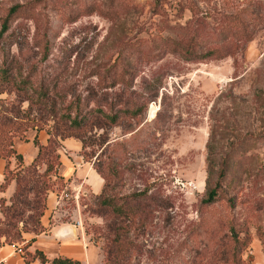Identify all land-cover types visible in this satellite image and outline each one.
<instances>
[{"label":"rangeland","instance_id":"rangeland-1","mask_svg":"<svg viewBox=\"0 0 264 264\" xmlns=\"http://www.w3.org/2000/svg\"><path fill=\"white\" fill-rule=\"evenodd\" d=\"M10 6L0 128L26 157L36 127L67 125L81 142L56 152L104 186L75 198L52 151L30 189L24 157L8 156L0 241L30 231L55 189L93 264H264V0H0V22Z\"/></svg>","mask_w":264,"mask_h":264},{"label":"crops","instance_id":"crops-1","mask_svg":"<svg viewBox=\"0 0 264 264\" xmlns=\"http://www.w3.org/2000/svg\"><path fill=\"white\" fill-rule=\"evenodd\" d=\"M47 135L40 128L34 131L25 143L30 142L32 144L33 136L39 142L44 143ZM71 137H64L60 141H70L67 139ZM13 143L14 149L24 157L21 144L16 146L15 142ZM72 143L75 148L80 146L78 142ZM34 147L35 149L32 151L29 149L32 153L24 157L23 163L32 159L36 153V146ZM58 159L60 160L59 174L65 183L72 185L75 189V198L79 196V191L83 194H99L103 186V178L91 162L84 159L78 160V158L69 161L68 157L59 154V152ZM5 162V159L0 156V182L3 179ZM61 191L63 190L61 189ZM60 195L61 193L56 192L55 189H48L45 207L40 215L41 230L36 233L26 231L22 234L23 239L20 242L25 243L24 253L16 250V246L12 243L0 242V264H38L39 256L37 253L42 254L45 259L44 263L54 257H68L77 260L80 264H93L97 261L94 245L87 241L80 231L81 222L78 210L77 213L74 211L70 216L64 214L66 219L61 216L60 209L55 205L60 201ZM76 221L79 222V225L76 224Z\"/></svg>","mask_w":264,"mask_h":264},{"label":"trees","instance_id":"trees-1","mask_svg":"<svg viewBox=\"0 0 264 264\" xmlns=\"http://www.w3.org/2000/svg\"><path fill=\"white\" fill-rule=\"evenodd\" d=\"M14 8H15V6H10L8 8V11L6 12V14L3 16V18H2V20L0 22V34L7 29L8 21H9L10 15L13 12ZM209 50L210 49L206 50L205 52H208ZM2 55H5L4 52H2ZM2 61L4 62V64L0 66V77H2L3 79H7L8 75H9L8 66H7V64H5L6 63L5 59H2ZM40 91L42 93H45L47 90L43 89V90H40ZM114 117H115L114 114L108 115V119L110 121H114ZM0 122H1L0 124H3L2 119H0ZM70 126H71V124H69V127ZM40 128H41V126H38V128L36 127V129H40ZM52 128H53L54 131H50L49 130L47 132L48 135H47L46 141L44 143L39 142L38 140H36V137L33 136L32 141H33V144L36 146V153L34 154V156L32 157L31 160H29L26 163H21V165H20V167L24 166L23 168H21V172H23L24 177L26 178V182H30V189L37 185L36 182L40 179V176L43 173H45V171H47V168H48V165H49L48 164L49 156L44 158V159H42V161L44 162V167H43V170L41 172L36 171L35 168H31L32 166H34L35 161L39 158V156L42 153H45V155H48V152L52 153V151H54L53 152L54 159H56V161L58 162V153L56 152V150H55V148L53 146V145H55V143H58V141L60 139H62L64 137H67V136H72L74 138H77L81 142L80 138H78V134L72 133L71 131L70 132L66 131L67 129H69L67 125H63L62 127L59 128L58 126H56L54 124V125H52ZM6 132H7V128L4 129V127L2 126L0 128V137H2L3 139H0V149L2 147H5L6 145H8L9 147L7 148V153H0V156L3 157L5 159V161L7 160V157L10 156V155H13L14 157H16L18 159L19 158L21 159V154L14 149L13 141L12 142L10 141L9 134H7V137H5ZM4 138H7V139L4 140ZM6 165H7V161L5 162L4 172H5ZM4 172H3V177H4ZM222 173H223L222 170H220L219 176H221ZM17 179L18 180H22V174H20V177H17ZM103 186H104V184H103ZM103 186H102V189H103ZM217 186H219V180H216L215 184L213 186H211L206 191V196L203 199L205 202H211L217 197ZM102 189L99 192V194L102 192ZM33 202H34V200L31 201L30 204H29V208L30 209L34 208V203ZM44 207H45V203H44L42 209H40L38 212L36 211L35 216H33L30 221H26L28 224L32 223L31 224L32 227L30 228V231L27 230V232L36 233V232L41 230L42 225L40 223V217H38V216L42 214ZM123 209H125L126 211L128 210L127 208H123ZM33 221H34V223H33ZM20 231H21V233L22 232H26V231H23L22 228L20 229ZM15 233L16 232H12V234H14V236H16ZM18 235L20 236V233ZM22 239L23 238H22V235H21L19 241H21ZM19 241L18 240H14V241H9V242L16 243V242H19ZM5 242H7V241H5ZM24 244L25 243L21 244L22 253L25 252ZM37 255L39 256V263L38 264H80L77 260H74V259H71V258H68V257H54L50 261H48L47 263H44L45 259L42 256V254L37 253Z\"/></svg>","mask_w":264,"mask_h":264},{"label":"built area","instance_id":"built-area-1","mask_svg":"<svg viewBox=\"0 0 264 264\" xmlns=\"http://www.w3.org/2000/svg\"><path fill=\"white\" fill-rule=\"evenodd\" d=\"M76 224H77V225H79V222H78V221H76ZM17 249H18V250L20 249V248H19V246H17Z\"/></svg>","mask_w":264,"mask_h":264},{"label":"bare ground","instance_id":"bare-ground-1","mask_svg":"<svg viewBox=\"0 0 264 264\" xmlns=\"http://www.w3.org/2000/svg\"><path fill=\"white\" fill-rule=\"evenodd\" d=\"M152 110H153V108H152Z\"/></svg>","mask_w":264,"mask_h":264}]
</instances>
